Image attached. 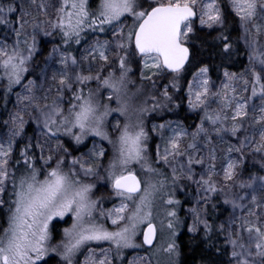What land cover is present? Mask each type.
<instances>
[{
    "label": "snow or ice",
    "instance_id": "1",
    "mask_svg": "<svg viewBox=\"0 0 264 264\" xmlns=\"http://www.w3.org/2000/svg\"><path fill=\"white\" fill-rule=\"evenodd\" d=\"M225 7L248 64L224 69L217 84L208 65L193 64L192 44L198 21L218 30L214 39L231 55ZM0 25L13 36L0 39L5 95L31 74L38 37L52 41L3 121L0 264H124L127 249L146 253L127 264H153L160 254L177 264L176 191L188 183L199 197L188 231L202 225L206 239L222 237L216 251L227 264H264V0H10L0 2ZM182 80L199 123L149 126ZM29 122L39 130L33 137H25ZM221 196L231 211L214 225L208 206L218 210L211 202ZM65 217L71 223L57 238L54 221Z\"/></svg>",
    "mask_w": 264,
    "mask_h": 264
},
{
    "label": "trees",
    "instance_id": "2",
    "mask_svg": "<svg viewBox=\"0 0 264 264\" xmlns=\"http://www.w3.org/2000/svg\"><path fill=\"white\" fill-rule=\"evenodd\" d=\"M0 2L7 4L10 0H0ZM227 15L226 29L227 33H230L231 40L234 43V50L231 55H227L222 51V45L218 40H215L214 37L217 36L218 30L213 31L209 29H201L199 25H196V33L193 37L192 44V62L196 67L201 65H208L209 67V76L211 79L219 83L222 79V74L224 69H227L230 72H243L244 68L248 64L247 59V49L244 46L242 40H238L240 32L236 27V23L231 13L228 12V9L225 8ZM16 14H10V18L14 19ZM0 37H13L10 29L6 28L4 25H0ZM41 41L39 47L41 51L35 57L31 67L30 73L25 74V79L20 85H15L13 90L7 95H5V88L3 81H0V133H6L7 128L3 125V121L8 118L10 112L16 111L17 109V93H21L25 84H27L29 79H36L40 68L44 66L45 57H47L49 50L51 49L52 41L50 38L38 37ZM82 48V46H76ZM194 70V69H193ZM190 76V74H189ZM166 83L167 81H163ZM182 84V83H181ZM183 87V86H182ZM173 93V90H171ZM175 104H179L180 107H174ZM170 109V110H169ZM201 113L198 111H191L187 105V99L184 96V90L181 92H176L174 94V99L171 104L168 105V108L162 109L157 113H154L151 116L152 123H162L167 120H179L186 127L192 126L190 130L194 129V126L198 124L199 116ZM151 123V124H152ZM36 125L29 122L26 125L25 136L33 137L36 134L35 130ZM66 141L65 145L70 148L74 147L71 142ZM21 140H18V146L21 145ZM90 140H87L85 143L89 146ZM107 146V145H105ZM86 149L80 147V151H85ZM78 154V153H74ZM258 159V157H257ZM253 161L249 159L248 164L250 170L255 172L256 168H251ZM258 168V165H257ZM197 171H200L199 166L196 167ZM104 188V187H103ZM104 190L107 191L106 188ZM195 188H192V195L195 194ZM189 199V198H188ZM223 197L214 198L211 203L217 204L218 210H213L211 205L208 206V215L207 219L211 224H218L223 221L228 213L231 211L230 206L222 204ZM62 223L55 224V231L59 229ZM179 247L181 250V258L179 264H227L228 256L226 253L222 254L216 251V247L223 245V238L218 237L215 232L211 234L210 239H206L204 236L203 226L201 225L199 230L195 233L189 232L184 229L178 238ZM215 245V247L213 246ZM54 264V263H50Z\"/></svg>",
    "mask_w": 264,
    "mask_h": 264
},
{
    "label": "rangeland",
    "instance_id": "3",
    "mask_svg": "<svg viewBox=\"0 0 264 264\" xmlns=\"http://www.w3.org/2000/svg\"><path fill=\"white\" fill-rule=\"evenodd\" d=\"M227 3V0H222V6H225ZM226 8V7H225ZM196 25H199L198 21L196 22ZM0 39H3V37H0ZM13 39V37H10L8 38V41L11 42V40ZM83 47V45H81ZM186 79H191V76L187 75L186 76ZM167 81V80H166ZM164 83V82H163ZM181 85L183 86L181 88V91L184 90V88L186 87L184 81L182 80L181 81ZM218 84V83H217ZM180 91V92H181ZM170 94L171 91H170ZM184 96L186 97V92L184 91ZM174 99V98H173ZM187 99V97H186ZM114 116L116 114H113ZM153 114H151L149 117H148V120H147V123L149 124V126L151 125L152 121L150 122L151 120V116ZM201 115V114H200ZM168 121V120H167ZM172 121H179V120H172ZM154 123V122H153ZM163 123V122H162ZM199 123V121H198ZM35 130H36V134L37 135L39 133V130L37 129V127H35ZM25 131H26V127H25ZM7 132V131H6ZM6 133H0V137H3ZM25 137H28V136H25ZM18 140H21V138H17ZM65 139V138H64ZM66 140H68L69 142H71L68 138H66ZM90 142H89V147H91V139H89ZM21 142H24V140L22 139ZM64 142L66 143V141L64 140ZM23 143H21L22 145ZM86 151V150H85ZM197 171V169H195ZM198 172V171H197ZM99 187V190L97 191V195H101V194H104V195H107V191L104 190L103 187ZM195 188L196 190V186L194 184H191V183H188L187 186L181 190V189H177L176 191V199H179L181 201V204L178 208V216L180 217L181 219V224L179 225L178 227V230H177V236H176V242L177 244L179 245V242H178V238H179V235L181 234V232L186 229L188 230V227L192 224L193 222V216L191 214V212L189 211L191 208L193 207H196L197 204H196V201L197 199L199 198L197 196V193L195 191V194L192 195V188ZM189 198V199H188ZM103 206L105 208H108V207H111L112 206V202H109V201H104L103 202ZM163 219V216H158L157 219L154 221V223L157 224V227H158V230H159V226H160V221ZM65 220L68 221V223L66 224L64 221L62 220H57V221H54V224L56 223H62V225L59 227L58 230L55 231V234H57V238H59L58 236V233L64 228V227H67L70 223H71V220H70V217H65ZM104 223H106L107 226H111L110 225V221H104ZM164 223L166 225L167 221L164 220ZM140 239H142V237H138L137 239V243L140 242ZM93 247H96V245H92ZM101 246L103 247H107V244H102ZM98 250V249H97ZM179 252H180V255L179 257H174L173 259H175L177 261V264H179V260L181 258V250H180V247H179ZM146 253L144 252L143 249H127L125 250V262L124 264H127V260L128 259H131L133 258L134 256L136 255H145ZM82 259V257H81ZM157 260L160 262V264H167V256L166 254H160L158 255V257H156L153 261V264H157ZM50 263H54V261L50 262Z\"/></svg>",
    "mask_w": 264,
    "mask_h": 264
}]
</instances>
